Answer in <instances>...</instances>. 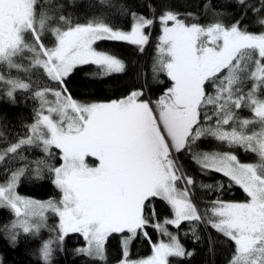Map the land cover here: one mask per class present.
Returning a JSON list of instances; mask_svg holds the SVG:
<instances>
[{
    "label": "snow or ice",
    "instance_id": "snow-or-ice-1",
    "mask_svg": "<svg viewBox=\"0 0 264 264\" xmlns=\"http://www.w3.org/2000/svg\"><path fill=\"white\" fill-rule=\"evenodd\" d=\"M238 2L244 5L245 0ZM249 7L258 14L264 10V0L260 8ZM61 22H65L62 15L57 20L55 15L38 13L37 0H0V63L17 71L41 69L49 82L32 96L40 100V108L35 122L27 126V137L0 150V161L8 154L19 155L24 146L41 147L45 154L31 161L19 155L24 167L0 185V207L16 217L4 228L12 246L19 230L38 234L51 212L59 223L55 237L39 248L43 264H52L53 253L57 247L63 250L69 234H79L87 243L78 253L104 260L106 240L113 233H127L119 264H170V257L193 255L168 229L172 225L178 230L184 223L196 241L201 239L197 231L201 224L230 241L234 252L228 264H264V99L256 95L264 88V32L248 31L242 20L231 25L189 24L178 13L165 11L159 16L161 35L152 71L154 78L166 74L172 86L154 102L146 98L143 86L119 99L81 102L68 87L79 66L95 65L93 76L100 78L127 71L122 59L98 50L97 43L126 42L143 49L150 40L147 29L155 20L133 12L130 30L101 19L66 27ZM259 23L264 25V19ZM48 34L54 38L51 46L45 43ZM25 58L28 68L16 62ZM246 78L255 83L245 95L241 85ZM0 83L12 103L17 91L32 88L31 83L2 74ZM49 94L54 101L46 99ZM242 108H249L254 119L239 120L236 110ZM256 123L260 130L248 134V127ZM202 137L255 152L260 163H243L232 152H193ZM53 147L60 153L59 166L49 162ZM185 151L202 175L220 174L228 180L227 187L239 186L246 199L235 202L218 196L202 210L194 200L195 180L180 162ZM88 157L98 163L90 165ZM28 171L36 179H42L45 171L54 176L61 199L38 201L18 195L17 186ZM201 187L222 192L225 185ZM157 199L170 208L171 218L160 219ZM33 217L39 222L33 223ZM148 228L161 239L153 241ZM141 236L151 244L152 254L132 260L130 245Z\"/></svg>",
    "mask_w": 264,
    "mask_h": 264
},
{
    "label": "trees",
    "instance_id": "trees-1",
    "mask_svg": "<svg viewBox=\"0 0 264 264\" xmlns=\"http://www.w3.org/2000/svg\"><path fill=\"white\" fill-rule=\"evenodd\" d=\"M249 5L260 8L261 0H245L244 5H241L238 0H37V12L49 16L55 15L57 20L59 16H64L65 22L61 23L65 27L67 23H87L89 20L101 19L115 28L130 30L133 12L154 19L155 23L147 29L150 40L143 49L126 42L101 41L97 43L98 50L114 54L126 63L127 71L125 73L100 78L93 76L97 72L95 65H84L79 66L68 80V87L73 97L81 102H106L119 99L133 89L138 90L142 86L147 94L146 98L154 102L172 86V82L166 74L158 73L154 78L152 71L153 64L158 57L157 45L161 35L159 16L170 10L178 13L186 23H198L202 26L216 22L231 25L237 20H242V27H246L248 31L264 32V25L259 23L261 19H264V10L256 14ZM56 26L59 25H51V27ZM26 40L31 42V36H26ZM53 41L54 38L48 34L45 43L51 46ZM16 62L23 64L24 68H28L26 58L24 60L17 59ZM0 74L6 78L22 79L32 85L31 91H17L15 93L16 102L12 103L5 95V86L0 83V150H5L21 138L27 137V126L35 122L36 110L40 108L39 99H33L32 96L49 82L42 75V70L37 68L25 72L10 69L6 64H0ZM254 83L255 81L246 78L241 85L242 93L246 95ZM208 90H212L211 85ZM256 95L262 99L264 89H258ZM236 113L239 120L254 119L249 108L238 109ZM212 123L214 124V120ZM256 130H260L258 123L250 125L246 131L251 134ZM192 151L232 152L243 163H260L257 153L245 150L240 146H229L213 137H202L193 146ZM52 152L53 156L49 162L59 166L62 162L59 160V150L53 147ZM19 155L27 157L28 161L45 156L41 147L36 146L22 147L19 150ZM19 155L13 157L12 154H8L3 161H0V184H5L12 172L24 167L25 162L19 159ZM87 161L91 164L97 162L92 157H88ZM180 162L186 173L195 180V187L192 188L194 200L202 210L218 196L226 201L235 202L246 199V194L239 186L227 187L228 180L220 174L210 172L207 175H202L199 166L192 161L189 152L185 151L180 154ZM31 168H35V165H31ZM42 175V179H36L33 171L26 172L17 186V193L23 197L40 201L59 199L61 192L52 182L54 176L47 171ZM217 182L225 185L222 192L201 187V185L210 184L215 188ZM154 204L161 220L171 218L170 208L165 202L157 199ZM46 219V226L42 227L38 234H24L22 230H19L18 241L15 246H12L4 228L5 225H10L15 220V215L9 208L0 207V261L2 264H43L39 257V248L43 241L55 237L57 230V216L47 213ZM168 229L178 234L187 251L193 252L191 257H170V264H228L232 258L234 245L206 224L197 226L198 234L201 237L199 241H196L191 235L190 226L187 223H184L178 230L172 225H169ZM147 231L153 241L161 239L153 228H148ZM186 232L187 235H185ZM123 235H127V233H113L106 240L104 259L106 263H114L122 258ZM209 239L212 241L211 244ZM84 245L85 240L81 235L69 234L65 238L63 250L61 251L57 247L53 253L52 264H97L100 262L93 256L76 251ZM151 252V244L141 236L132 241L129 255L130 259L136 260L150 255Z\"/></svg>",
    "mask_w": 264,
    "mask_h": 264
},
{
    "label": "rangeland",
    "instance_id": "rangeland-1",
    "mask_svg": "<svg viewBox=\"0 0 264 264\" xmlns=\"http://www.w3.org/2000/svg\"><path fill=\"white\" fill-rule=\"evenodd\" d=\"M0 64H2V63H0ZM264 89V88H263ZM46 99L48 100V101H54L55 100V97L54 96H52V95H47L46 96ZM262 99H264V97L262 98ZM40 101V100H39ZM45 114H47V112H46V110H45ZM214 124H215V120H214ZM259 130H256V132H258ZM86 160H87V158H86ZM88 162V161H87ZM62 163V162H61ZM89 163V162H88ZM98 163V161L95 163V164H91V163H89L90 165H92V166H95L96 164ZM6 184V183H5ZM0 185H4V184H0ZM177 187H179V188H183V185L182 184H178L177 185ZM19 195V194H18ZM21 196V195H20ZM61 196H62V193H61V195H60V198L59 199H57L56 201H59L60 199H61ZM23 197V196H22ZM38 201H40V200H38ZM47 201V200H46ZM47 213H51V212H47ZM47 213H46V217H47ZM15 219H16V217H15ZM32 219V222L33 223H37V222H39V218L38 217H33V218H31ZM46 221H47V219H46ZM46 221H45V223H46ZM58 223H59V218L57 217V225H58ZM167 239V238H166ZM84 247H87V243H86V241H85V245H84ZM123 250V249H122ZM152 254V252L150 253V255ZM150 255H148V256H150ZM148 256H146V257H143V258H147ZM94 257V256H93ZM95 258H97V257H95ZM97 259H99V258H97ZM121 259H123V255H122V258ZM120 259V260H121ZM140 259H142V258H140ZM100 260V259H99ZM120 260H118L117 262H114V263H106L104 260H100V262H98L97 264H119V261ZM136 260H139V259H136Z\"/></svg>",
    "mask_w": 264,
    "mask_h": 264
}]
</instances>
